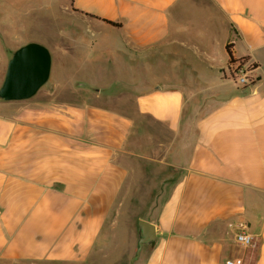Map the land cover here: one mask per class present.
Returning a JSON list of instances; mask_svg holds the SVG:
<instances>
[{
	"label": "crops",
	"instance_id": "obj_1",
	"mask_svg": "<svg viewBox=\"0 0 264 264\" xmlns=\"http://www.w3.org/2000/svg\"><path fill=\"white\" fill-rule=\"evenodd\" d=\"M210 1L227 33L221 41L172 32L171 17L187 23L180 18L194 9L193 0H0L3 26L20 22L24 8L32 15L39 4L53 12L57 3L64 19L61 64L47 38L27 29L23 36L0 32V87L13 52L28 43L50 52V77L63 73L51 81L52 91L44 86L27 99L0 98V264H126V251L107 255L119 248L107 232L128 177L122 158L131 153L134 120L95 102L103 91L115 94L117 74L107 68L112 60L94 54L112 48L127 76H135L138 57L151 60L171 49L172 62L160 64L172 67L167 83L122 87L133 94L139 115L173 136L195 138L157 219L149 221L158 234L142 264H264V0ZM77 30L81 36H73ZM227 45L235 60L254 65L249 86L225 87L234 64ZM185 49L207 68L211 84L193 82L200 70L185 61ZM196 89L209 96L199 102ZM199 104L209 105L201 116ZM239 222L254 247L237 245Z\"/></svg>",
	"mask_w": 264,
	"mask_h": 264
},
{
	"label": "rangeland",
	"instance_id": "obj_2",
	"mask_svg": "<svg viewBox=\"0 0 264 264\" xmlns=\"http://www.w3.org/2000/svg\"><path fill=\"white\" fill-rule=\"evenodd\" d=\"M193 1V12L187 11L183 15L184 18H180L182 23L185 21L187 23L180 25L178 22L177 24L175 18L171 17L172 32L175 33L181 29L180 32L182 33L180 36H219L218 41H221V38L227 36V33L222 30L223 25L219 22L220 15L214 7H212V2L210 0ZM38 6L36 10L32 12V15L25 14L26 9L24 8L23 14L21 18H19L20 22H17L15 25L3 26L0 24V32L7 33L10 36H23V32L27 29V33L30 35L37 36L39 39L47 38L54 45L53 53L55 60L61 64L63 51L61 40L63 36V14L59 13L57 3H55L53 7V12L52 10L48 12V10L42 6ZM206 12L210 15L208 16ZM192 18L194 23H190ZM27 20L31 22L30 25L27 24ZM213 20L215 23H212ZM76 33L77 34L73 36H81V30H77ZM85 36L91 35L87 33ZM176 48L178 49V47ZM169 50L171 49L164 48L151 60L149 58L144 61L142 57H138L139 64L135 67V76L131 74L127 76V73L122 72V56L121 54H118V56L117 53L113 51V48L112 50L106 51H87L88 54L94 52L95 57L102 61H106L110 58L112 63L108 64L107 68L113 71V74L115 72L118 79L117 81L111 82L114 84H112L110 89L115 91V94L110 96L108 93H105L106 91H103L95 102L100 105L123 109V111L132 113V118L134 120L133 132L128 141L131 153L124 154L122 158L128 167V177L117 208L118 215L115 216L114 214V216L109 218L113 223L108 225L109 231L107 232L108 239L115 241L114 243H117V246H119V248L116 249H108L107 255L111 256L112 253H123L126 251L124 254L126 264H130V259L136 250L138 239L137 221L140 219L155 221L157 219L160 206L170 192V182L179 177L182 172V169L179 168L180 159H182L184 167L190 154L192 141L195 140V138L190 137L187 133L186 135L183 134V136H173L163 124H159L150 118L139 115L136 112V107L130 102V98L133 97V94H130L126 87H122V84H126L127 81L129 84L140 82L139 86L144 85V83H150L152 85L167 83L165 76H171L169 70L172 67L165 69L160 66V64L164 60H169L167 59V52H169ZM191 50L198 58L195 52L196 50ZM184 54L183 58H185V61L188 62L189 65L193 67L196 66L200 70L197 76L198 79L194 78L193 82L198 85V87L211 84L213 81V79H211V74L207 71V68L200 63L199 59H195L194 55L187 49L184 50ZM172 60H169V62H172ZM144 66L145 71L143 70ZM253 68L254 65L252 63L243 60L240 61V63L232 64L229 71L225 73L227 82L225 87L232 88L236 85L233 77L238 70L244 71L250 82H252L253 77L251 72ZM189 74V72H184V77L187 80L190 79L191 75L189 76ZM55 77L63 79V73L55 70L54 76H49L50 82ZM196 90H198L197 98L199 102L203 97L209 96L204 90ZM214 90L222 92V90H219V87L216 86L212 88V91ZM184 91H186V93L188 91V85L186 84H184ZM127 97L129 101H127ZM191 107L194 108L195 106L193 105ZM198 108H200L198 114L201 116L204 111L209 108V105L203 106L199 104ZM147 251L148 246H145L134 264H142Z\"/></svg>",
	"mask_w": 264,
	"mask_h": 264
},
{
	"label": "water",
	"instance_id": "obj_3",
	"mask_svg": "<svg viewBox=\"0 0 264 264\" xmlns=\"http://www.w3.org/2000/svg\"><path fill=\"white\" fill-rule=\"evenodd\" d=\"M51 56L48 49L38 43H28L16 49L8 61L4 81L0 87L3 100H23L32 97L40 87L52 91L49 80ZM138 239L130 264L139 257L144 246H153L158 231L154 224L140 219L137 221Z\"/></svg>",
	"mask_w": 264,
	"mask_h": 264
},
{
	"label": "built area",
	"instance_id": "obj_4",
	"mask_svg": "<svg viewBox=\"0 0 264 264\" xmlns=\"http://www.w3.org/2000/svg\"><path fill=\"white\" fill-rule=\"evenodd\" d=\"M233 78L236 85H238L239 87H245L251 84L250 80L242 70H238L234 74ZM236 229L237 232H236L235 240L237 245L244 248H251L255 246L256 243L254 237L245 231L244 225L242 223L239 222L238 224H236ZM239 263L240 261L237 259H229L226 261V264H239Z\"/></svg>",
	"mask_w": 264,
	"mask_h": 264
},
{
	"label": "trees",
	"instance_id": "obj_5",
	"mask_svg": "<svg viewBox=\"0 0 264 264\" xmlns=\"http://www.w3.org/2000/svg\"><path fill=\"white\" fill-rule=\"evenodd\" d=\"M106 22H108V23H110V24H112V25H118V24H116L115 22H110V21H106ZM226 50H227L228 55H229V63H230V64L235 63V62H238V61L240 62V60H235V59L232 57V54H231L230 46H229V45L226 46ZM111 91H113V90H111Z\"/></svg>",
	"mask_w": 264,
	"mask_h": 264
}]
</instances>
